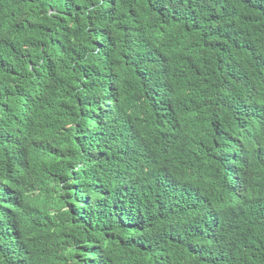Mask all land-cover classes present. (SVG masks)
<instances>
[{"label":"trees","instance_id":"1","mask_svg":"<svg viewBox=\"0 0 264 264\" xmlns=\"http://www.w3.org/2000/svg\"><path fill=\"white\" fill-rule=\"evenodd\" d=\"M0 264H264V0H0Z\"/></svg>","mask_w":264,"mask_h":264}]
</instances>
